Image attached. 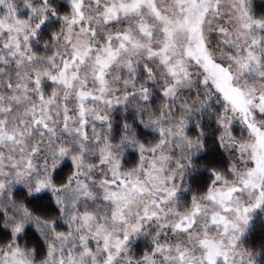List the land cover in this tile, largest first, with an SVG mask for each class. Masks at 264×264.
Masks as SVG:
<instances>
[{
	"label": "snow or ice",
	"instance_id": "6c2138e0",
	"mask_svg": "<svg viewBox=\"0 0 264 264\" xmlns=\"http://www.w3.org/2000/svg\"><path fill=\"white\" fill-rule=\"evenodd\" d=\"M0 264H264V0H0Z\"/></svg>",
	"mask_w": 264,
	"mask_h": 264
}]
</instances>
